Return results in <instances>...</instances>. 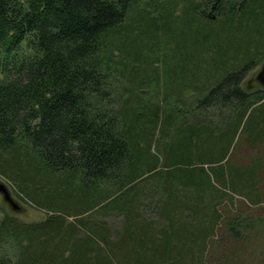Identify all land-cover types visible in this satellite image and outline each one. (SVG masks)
<instances>
[{"label":"trees","instance_id":"obj_1","mask_svg":"<svg viewBox=\"0 0 264 264\" xmlns=\"http://www.w3.org/2000/svg\"><path fill=\"white\" fill-rule=\"evenodd\" d=\"M263 57L264 0H0V174L46 211L0 216V264H210L218 231L247 238L221 205L264 200V157L234 156L264 149Z\"/></svg>","mask_w":264,"mask_h":264},{"label":"rangeland","instance_id":"obj_2","mask_svg":"<svg viewBox=\"0 0 264 264\" xmlns=\"http://www.w3.org/2000/svg\"><path fill=\"white\" fill-rule=\"evenodd\" d=\"M186 18V16H185ZM178 38H180L181 49L179 54L183 57L186 53H191V59L196 58V46L195 42V27L188 26L183 23L179 26ZM184 41L187 44H184ZM185 46V47H184ZM264 64V57L261 61L252 67L246 74L243 81V85L248 89H256L264 87L258 79V74L261 71ZM192 68L196 69V65L191 64ZM246 137V135L241 138ZM261 150V151H260ZM235 159H240L244 162L246 167L250 166L254 159H262L264 157V149H261V145L246 147L244 139H241L239 145L234 151ZM244 166V167H245ZM246 173L244 168H240L233 174V177H228L229 182L234 183L233 179L238 176H242ZM0 183L6 185L10 191L12 197L21 205V210H13L10 204L4 199L3 193L0 191V216L5 213L16 216L20 220L24 221H38L46 217V211L44 209L36 208L26 201L19 193H17L11 184L4 176L0 174ZM264 197V196H263ZM222 206V208H221ZM220 208L227 213H238V215L244 216L249 220H260V225L253 231H249L247 238L235 239L227 235L224 230L218 231V235L215 241L210 264H264V200L260 203H249L242 196H235L232 199H227ZM230 215V214H229Z\"/></svg>","mask_w":264,"mask_h":264},{"label":"water","instance_id":"obj_3","mask_svg":"<svg viewBox=\"0 0 264 264\" xmlns=\"http://www.w3.org/2000/svg\"><path fill=\"white\" fill-rule=\"evenodd\" d=\"M258 79L264 83V64L258 74ZM0 191L3 193L4 199L10 204L13 210H21V205L12 197L10 191L3 183H0Z\"/></svg>","mask_w":264,"mask_h":264}]
</instances>
